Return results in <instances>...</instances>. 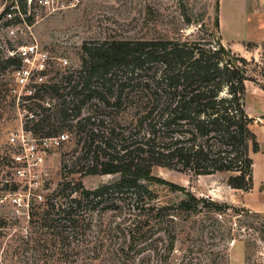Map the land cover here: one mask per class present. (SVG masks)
Returning a JSON list of instances; mask_svg holds the SVG:
<instances>
[{
	"label": "trees",
	"instance_id": "1",
	"mask_svg": "<svg viewBox=\"0 0 264 264\" xmlns=\"http://www.w3.org/2000/svg\"><path fill=\"white\" fill-rule=\"evenodd\" d=\"M250 63L221 42L87 40L80 68L25 94L24 101H34L40 108L25 122L26 131L57 137L69 126L76 132L81 153L71 171L120 174L94 189L82 182H63L58 199L47 202L42 212L29 213L31 226L50 241L44 242L51 250L48 255L79 264L72 239L88 213L127 210L131 226L117 250V264H228L223 246L227 233L218 219L209 216L199 233L189 232L185 239L181 224L201 213L223 217L235 206L198 197L154 176L152 169L160 165L196 175L228 172L230 187L253 188L252 154L260 150V142L252 128L255 118L245 106ZM20 64L0 41V73L13 74ZM9 93L10 89H0V106ZM8 158L0 154V167L11 166L6 160L17 165L14 157ZM9 176L0 169V183L17 191L19 184ZM154 182L182 190L186 197L159 203L151 188ZM33 200L37 199L29 198L28 209ZM5 223H0V240ZM186 241L189 245L179 246Z\"/></svg>",
	"mask_w": 264,
	"mask_h": 264
},
{
	"label": "rangeland",
	"instance_id": "2",
	"mask_svg": "<svg viewBox=\"0 0 264 264\" xmlns=\"http://www.w3.org/2000/svg\"><path fill=\"white\" fill-rule=\"evenodd\" d=\"M10 1L0 0V16ZM7 28L5 20L0 21V41L6 53L11 55L23 44L37 43L56 60H68L67 65L57 69L59 74L51 70L50 76H57V79L80 68L82 45L87 40L221 42L251 61L250 80L246 83V110L250 114L254 109L257 111L259 96H263L264 101V40L259 38L264 36V0H80L77 6L61 13L33 20L31 29L22 26L17 30V36L9 33ZM1 88L10 89V93L0 106V154H8L10 158L20 153V147L10 144V138L24 128L31 113L40 112V108L34 101L23 100L26 89L17 85L11 70L0 73ZM46 99L50 100V97ZM45 106L49 105L45 103ZM30 107L33 110L30 111ZM253 117L252 128L260 132L256 133L260 150L252 154L257 189L243 191L230 187L228 172L196 175L160 165L152 169L154 176L179 184L198 197H212L222 204L235 206V210H228L223 217L201 213L189 216L181 224L184 230L181 238L185 239L189 232L199 233L201 222L208 223L209 216L218 219L227 233L223 246L227 247L228 264H264V212L255 211L246 204L264 203V117ZM62 132L69 135L68 139L49 147L39 141L41 136L34 134L38 139L37 153L43 157L39 164L30 166L17 162L14 165L8 158L5 162L12 163L11 166L0 167L2 174L10 172L11 180L19 184L17 191H11L0 183V223L6 222L0 240V264H69L62 257L48 255L51 250L44 242L50 245V241H45L40 230L31 226L29 213L42 212L46 203L57 196L63 182L72 181L73 185L82 182L85 188L94 189L120 177V174L71 171L81 153V145L77 144L76 132L69 126ZM63 164L68 165L66 170L62 169ZM20 171L24 173L20 174ZM151 188L159 196L157 202L162 204L179 202L186 197L182 190H174L167 183L154 182ZM15 192L22 193L25 202L15 201ZM32 197L37 200H33V207L28 209V199ZM128 213L127 210L88 213L85 225L77 229L78 235L72 239L79 252V264H117V250L124 245L122 241L131 226ZM158 235L160 233L155 234ZM187 245V241L179 244L181 247Z\"/></svg>",
	"mask_w": 264,
	"mask_h": 264
},
{
	"label": "built area",
	"instance_id": "3",
	"mask_svg": "<svg viewBox=\"0 0 264 264\" xmlns=\"http://www.w3.org/2000/svg\"><path fill=\"white\" fill-rule=\"evenodd\" d=\"M79 2L80 0H11L1 12L0 21L5 20V24L6 21H9L6 24L8 32L17 36V30L22 26L31 29L33 20L61 13L77 6ZM11 55L21 61L20 66L14 70L13 77L17 85L25 87V94H30L42 84L49 83L53 78L50 76L51 70H60L68 64L67 59L56 60L47 50L41 49L37 43L23 44L11 52ZM68 137V134L62 133L57 137H42L39 141L49 147L60 145ZM37 142L38 139L32 132L26 131L24 128L19 129L16 135L10 138V144L20 147L19 155L14 157L16 162H23L30 166L39 164L43 157L37 153ZM22 173L24 172L20 171V174ZM13 198L18 203L25 202L22 193L15 192Z\"/></svg>",
	"mask_w": 264,
	"mask_h": 264
},
{
	"label": "crops",
	"instance_id": "4",
	"mask_svg": "<svg viewBox=\"0 0 264 264\" xmlns=\"http://www.w3.org/2000/svg\"><path fill=\"white\" fill-rule=\"evenodd\" d=\"M250 26H252L253 28H256L255 25L251 24L250 23ZM259 38L261 40H264V36L260 35ZM258 100H256V107L258 108L257 111H255L254 109V112H252V114L249 113L250 116L253 117V115L255 116H259V117H264V101H263V96H259V98H257ZM256 133H260L259 131L257 132L256 130H254ZM264 131V130H263ZM255 166V164H254ZM254 173H255V170H254ZM257 182H256V179L254 180V184H253V188L251 190H255L257 189ZM249 208L255 210V211H258V212H264V203L263 202H259L258 205L256 204H248Z\"/></svg>",
	"mask_w": 264,
	"mask_h": 264
}]
</instances>
